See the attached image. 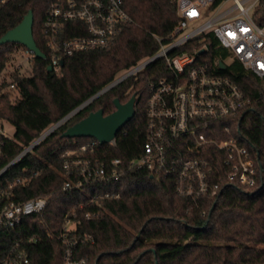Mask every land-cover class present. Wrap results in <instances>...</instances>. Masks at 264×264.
I'll list each match as a JSON object with an SVG mask.
<instances>
[{
    "label": "trees",
    "instance_id": "trees-1",
    "mask_svg": "<svg viewBox=\"0 0 264 264\" xmlns=\"http://www.w3.org/2000/svg\"><path fill=\"white\" fill-rule=\"evenodd\" d=\"M44 2L12 1L3 6L0 37L32 10L33 39L46 53L41 35ZM124 6L132 20L109 47L64 57L59 73L46 70L47 60L34 58L29 74H13L17 81L16 99L12 100L6 91L0 93V116L14 127L13 138L3 147L0 168L120 73L153 55L158 49L154 35H166L178 20L175 0H125ZM253 16L257 24L264 25V0H259ZM10 45H0V72L12 49ZM203 47L206 51L195 58L211 66L230 56L212 33L189 40L180 49L193 52ZM216 70L230 77L248 99L247 106L230 119V135L258 162L262 172L259 187L222 181L215 194L193 199L178 194L170 179L133 167L117 179L88 185L85 191L90 194H119L102 200L104 210L90 219L84 218L83 213L96 207L85 204L83 191H61L65 151L76 150L97 164L115 157L126 164L140 156L146 136L147 84L170 76L164 61L157 59L80 108L0 177V186L18 175L27 178L20 185L21 199L53 192L41 218L28 215L15 229L0 232V260L13 241L23 238L27 264H62L63 247L57 234L63 216L83 202L84 208L76 209L77 224L72 233L78 240L75 257L84 258V264H264V81L236 58L224 69ZM132 94L136 96L135 114L117 132L115 144H101L92 137L61 135L92 111L101 109L103 115L113 112L114 98L125 102ZM214 164L222 173L219 157ZM47 231L54 236L48 237ZM35 234L36 242L25 241Z\"/></svg>",
    "mask_w": 264,
    "mask_h": 264
},
{
    "label": "built area",
    "instance_id": "built-area-1",
    "mask_svg": "<svg viewBox=\"0 0 264 264\" xmlns=\"http://www.w3.org/2000/svg\"><path fill=\"white\" fill-rule=\"evenodd\" d=\"M12 1L23 0H0V9ZM124 2L45 0L41 23L46 48L43 59L48 61L51 71L59 73L64 57L113 44L123 26L132 20ZM258 3L259 0H175L178 20L166 35H154L157 51L119 76L136 74L157 59H162L170 71L169 77H159L147 84L146 136L140 156L126 164L118 157L97 164L76 150L63 153L61 191H83L85 204L96 207L86 210L84 218L90 219L104 210L102 200L119 195L111 191L90 194L85 191L88 185L117 179L133 167L170 179L178 194L193 199L215 194L222 181L250 188L261 185L258 162L230 135V119L247 106L248 99L230 77L216 70V67L220 69V61L211 66L196 60V55L206 51L205 47L201 48L204 50L201 54L195 49L193 52L180 49L189 40L212 33L230 53L224 64L236 58L246 70L264 81V25L257 24L253 16ZM21 46L12 47L0 72V93L8 92L12 100L17 97L13 74L18 77L29 74L33 59L37 58L32 50ZM3 121L6 120L0 116V156L11 139L5 135ZM41 134L0 168V177L13 166V161L17 162L43 139ZM107 143L115 144V137ZM217 157L222 173L217 172L214 164ZM26 182V177L18 175L0 186V232L15 229L28 215L42 217L53 192L21 199L20 185ZM85 204L77 203L63 216L57 234L63 247L62 264H84V258L75 257L78 240L72 232L77 224L76 209H83ZM46 235L54 236L51 231ZM37 239L35 234L27 236L25 241ZM23 242V238L13 241L0 264H27Z\"/></svg>",
    "mask_w": 264,
    "mask_h": 264
},
{
    "label": "water",
    "instance_id": "water-1",
    "mask_svg": "<svg viewBox=\"0 0 264 264\" xmlns=\"http://www.w3.org/2000/svg\"><path fill=\"white\" fill-rule=\"evenodd\" d=\"M32 23H33V13L32 10H28L24 15L21 22L15 27L7 30L0 37V45L5 43H18L21 44L28 49L32 50L37 58H44V53L36 46L33 35H32ZM204 50L201 49L198 51V54H201ZM220 69L225 68V64L220 61L219 62ZM47 71H51L52 67L50 65L46 66ZM129 74H125L110 84L99 90L96 94L85 100L83 103L78 105L76 108L71 110L57 122H55L52 126L47 128L42 134L41 139L44 138L47 134H49L52 130L57 128L60 124L65 122L69 117H71L75 112H77L80 108L85 106L87 103L92 101L97 96L104 93L106 90L122 81ZM135 102L136 96L132 94L127 101L120 102L118 98L113 99V104L115 110L107 115H103L101 109H97L96 111L90 112L86 117L80 119L74 124L68 126L63 132V137H92L96 139L99 143H107L111 139L115 137L117 132L127 123L129 122L135 114ZM36 144L33 145V147ZM22 156V155H21ZM16 163V160L12 162V165ZM11 165V164H10Z\"/></svg>",
    "mask_w": 264,
    "mask_h": 264
},
{
    "label": "rangeland",
    "instance_id": "rangeland-1",
    "mask_svg": "<svg viewBox=\"0 0 264 264\" xmlns=\"http://www.w3.org/2000/svg\"><path fill=\"white\" fill-rule=\"evenodd\" d=\"M13 48H20L22 47L20 44L18 43H10ZM24 52V50H22ZM229 61L230 60H227V64H229ZM123 74L120 73L115 79L119 78V76ZM54 124V123H53ZM53 124H51L50 126H52ZM49 126V127H50ZM48 127V128H49ZM3 128H4V132H5V135L8 137V138H13V133H14V127L8 122V121H3Z\"/></svg>",
    "mask_w": 264,
    "mask_h": 264
}]
</instances>
